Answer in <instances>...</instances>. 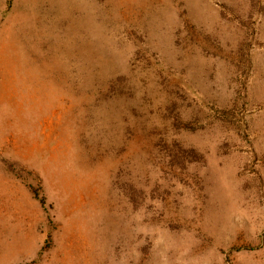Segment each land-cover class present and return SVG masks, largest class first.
Listing matches in <instances>:
<instances>
[{"label":"rangeland","instance_id":"rangeland-1","mask_svg":"<svg viewBox=\"0 0 264 264\" xmlns=\"http://www.w3.org/2000/svg\"><path fill=\"white\" fill-rule=\"evenodd\" d=\"M2 28L0 264H264V0H0Z\"/></svg>","mask_w":264,"mask_h":264},{"label":"crops","instance_id":"crops-1","mask_svg":"<svg viewBox=\"0 0 264 264\" xmlns=\"http://www.w3.org/2000/svg\"><path fill=\"white\" fill-rule=\"evenodd\" d=\"M5 26V25H4ZM3 26V27H4ZM2 37V41H0V49H5V34H4V32H3V28L2 29H0V38Z\"/></svg>","mask_w":264,"mask_h":264}]
</instances>
